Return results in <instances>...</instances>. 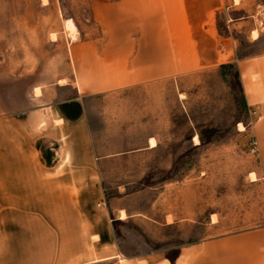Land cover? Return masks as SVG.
<instances>
[{"label": "rangeland", "instance_id": "374dc122", "mask_svg": "<svg viewBox=\"0 0 264 264\" xmlns=\"http://www.w3.org/2000/svg\"><path fill=\"white\" fill-rule=\"evenodd\" d=\"M109 1L0 0V111L27 107L41 87L74 75V46L103 51ZM212 24L214 62L84 97L103 201L126 256L164 250L173 257L186 242L264 221L254 135L264 109L245 104L236 68H220L235 53L264 54V0H219ZM186 179L194 209L203 212L187 227L180 220L165 225L168 209L183 210ZM209 212H218L212 220L219 224L210 225Z\"/></svg>", "mask_w": 264, "mask_h": 264}, {"label": "crops", "instance_id": "0c3cea01", "mask_svg": "<svg viewBox=\"0 0 264 264\" xmlns=\"http://www.w3.org/2000/svg\"><path fill=\"white\" fill-rule=\"evenodd\" d=\"M218 4L110 0L104 5L103 51L74 46V75L58 79L50 89L41 87L27 107L0 111V264H172V258L173 264H264V221L186 242L173 257L164 250L122 254L85 109L84 97L214 62L212 21ZM230 62L238 65L248 106L264 109V54L235 53L221 64ZM254 135L260 158L256 185L264 193V115L255 121ZM189 182L184 181L181 214L168 209L165 225L180 220L187 227L203 212L194 209ZM209 214L211 226L220 223L212 220L218 212Z\"/></svg>", "mask_w": 264, "mask_h": 264}, {"label": "trees", "instance_id": "16d2710c", "mask_svg": "<svg viewBox=\"0 0 264 264\" xmlns=\"http://www.w3.org/2000/svg\"><path fill=\"white\" fill-rule=\"evenodd\" d=\"M227 67H230V68H236V71H237V76L239 77V79H240V74H239V70H238V68H237V66H236V64L235 63H223V64H221L220 65V68L221 69H224V68H227ZM223 72V71H222ZM240 81V85H241V90H242V95H243V99H244V102H245V104L246 105H248L247 104V100H246V95H245V92H244V88H243V85H242V82H241V80H239ZM204 142V139L202 138V143ZM171 261H172V264L175 262L174 261V258H172L171 259Z\"/></svg>", "mask_w": 264, "mask_h": 264}, {"label": "bare ground", "instance_id": "6f19581e", "mask_svg": "<svg viewBox=\"0 0 264 264\" xmlns=\"http://www.w3.org/2000/svg\"><path fill=\"white\" fill-rule=\"evenodd\" d=\"M74 30H76L75 27H74ZM253 35H254L255 38H258V37H259V33H258V31H257V30H254ZM240 126H241L242 128H244L242 124H240ZM196 140H198L197 137H196ZM155 145H156V143L153 141V142H152V146H155ZM122 216H125V213H124V214L122 213Z\"/></svg>", "mask_w": 264, "mask_h": 264}, {"label": "built area", "instance_id": "2783aa9c", "mask_svg": "<svg viewBox=\"0 0 264 264\" xmlns=\"http://www.w3.org/2000/svg\"><path fill=\"white\" fill-rule=\"evenodd\" d=\"M253 151H255V148H254V150Z\"/></svg>", "mask_w": 264, "mask_h": 264}]
</instances>
